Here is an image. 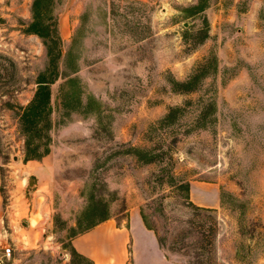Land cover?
Segmentation results:
<instances>
[{"label": "rangeland", "instance_id": "1", "mask_svg": "<svg viewBox=\"0 0 264 264\" xmlns=\"http://www.w3.org/2000/svg\"><path fill=\"white\" fill-rule=\"evenodd\" d=\"M0 162L2 264H88L72 239L131 206L178 261L264 264V0H0Z\"/></svg>", "mask_w": 264, "mask_h": 264}, {"label": "crops", "instance_id": "2", "mask_svg": "<svg viewBox=\"0 0 264 264\" xmlns=\"http://www.w3.org/2000/svg\"><path fill=\"white\" fill-rule=\"evenodd\" d=\"M27 165L42 179L53 172L47 157L39 161H27ZM40 184L48 185L49 182L42 181ZM198 192H202V195H198ZM191 196L199 205H219V187L216 184H192ZM2 204L0 191V212ZM127 211L126 218L110 217L78 233L71 242L77 258L88 264H186L178 261L161 246L155 231L145 224L139 207L131 206ZM3 230H6L4 220L0 221L2 242L5 241Z\"/></svg>", "mask_w": 264, "mask_h": 264}, {"label": "trees", "instance_id": "3", "mask_svg": "<svg viewBox=\"0 0 264 264\" xmlns=\"http://www.w3.org/2000/svg\"><path fill=\"white\" fill-rule=\"evenodd\" d=\"M39 1V0H38ZM199 8V7H198ZM200 9L202 10L203 7L200 6ZM49 34H41L42 37H46ZM54 39L58 41L59 37L54 35ZM52 71L50 73V76L46 77L45 74H42L38 78V87L37 91L35 93V96L31 100V102L28 104V106L24 109V112L22 114L21 120H22V130L25 132L26 135H30L28 145L31 144L32 139L36 135H42V131L44 127H47L48 119L47 116L50 113V104H51V84L54 83L57 80L58 77V70L56 69L57 66L52 63ZM44 123V125H42ZM46 125V126H45ZM31 140V141H30ZM38 156H41V154L36 153V149H29L25 160L28 161L30 159H37ZM110 218L108 215L100 219L98 222L93 223L91 226L87 227V229L92 228L93 226L99 224L102 221L107 220ZM143 219L145 221V224L150 228L146 220L143 216ZM156 233V232H155ZM160 242V241H159ZM161 244V243H160ZM162 246V244H161ZM163 247V246H162ZM72 253L74 256L77 257V254L72 249Z\"/></svg>", "mask_w": 264, "mask_h": 264}, {"label": "built area", "instance_id": "4", "mask_svg": "<svg viewBox=\"0 0 264 264\" xmlns=\"http://www.w3.org/2000/svg\"><path fill=\"white\" fill-rule=\"evenodd\" d=\"M11 256H12V248L10 246L5 247L3 250L2 256H1V261H0L1 263L0 264H2L3 258H11Z\"/></svg>", "mask_w": 264, "mask_h": 264}, {"label": "water", "instance_id": "5", "mask_svg": "<svg viewBox=\"0 0 264 264\" xmlns=\"http://www.w3.org/2000/svg\"><path fill=\"white\" fill-rule=\"evenodd\" d=\"M30 181H32V180H30ZM31 183V182H30Z\"/></svg>", "mask_w": 264, "mask_h": 264}]
</instances>
